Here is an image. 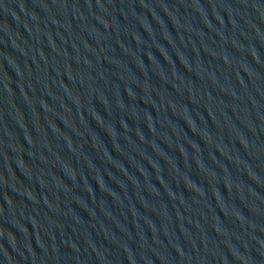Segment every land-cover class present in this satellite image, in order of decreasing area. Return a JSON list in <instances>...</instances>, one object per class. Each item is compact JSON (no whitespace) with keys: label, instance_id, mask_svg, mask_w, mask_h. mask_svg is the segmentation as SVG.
<instances>
[{"label":"water","instance_id":"water-1","mask_svg":"<svg viewBox=\"0 0 264 264\" xmlns=\"http://www.w3.org/2000/svg\"><path fill=\"white\" fill-rule=\"evenodd\" d=\"M0 264H264V0H0Z\"/></svg>","mask_w":264,"mask_h":264}]
</instances>
